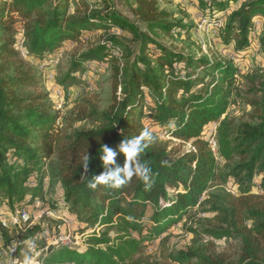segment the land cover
Returning <instances> with one entry per match:
<instances>
[{
  "label": "trees",
  "instance_id": "16d2710c",
  "mask_svg": "<svg viewBox=\"0 0 264 264\" xmlns=\"http://www.w3.org/2000/svg\"><path fill=\"white\" fill-rule=\"evenodd\" d=\"M129 1L135 21L112 0H0V210L47 201L46 187L57 182L61 195L52 206L63 198L60 214L95 229L85 235V251L58 246L45 264H141L135 257L146 244L199 211L214 216L216 224L189 229L197 240H237L235 264H264V79L249 76L245 92L256 124L237 123L228 115L230 103L241 93V66L255 48V21L264 22V0H192L209 24L222 21L214 27L215 38L225 50L234 46L233 59L163 45L160 38L182 35L187 27L161 10L158 0ZM114 29L130 35L129 43L111 34ZM21 31L27 60L46 68L67 43L100 34L97 43L72 58L59 83L72 87L110 70L113 105L105 112L90 104L74 111L75 122L92 121L97 127L69 133L58 127L60 116L49 95L38 89L41 77L25 66L16 49ZM259 43L264 57V29ZM116 49L123 52L121 60ZM92 65L98 68L94 75ZM215 123L220 162L207 141ZM144 128L156 137L142 157L153 170L152 187L146 190L133 177L120 189H91L89 179L104 172L101 145L117 149ZM164 135L188 148L171 147ZM86 153L87 174L82 168ZM124 160L118 155V164L123 166ZM163 160L169 166H162ZM219 181L240 190L236 196L210 194ZM256 185L261 193H254ZM204 195L208 199L201 201ZM40 232L38 225L27 231L18 252ZM0 236L6 244L12 240L1 227ZM172 262L228 264L213 244L179 251Z\"/></svg>",
  "mask_w": 264,
  "mask_h": 264
},
{
  "label": "rangeland",
  "instance_id": "374dc122",
  "mask_svg": "<svg viewBox=\"0 0 264 264\" xmlns=\"http://www.w3.org/2000/svg\"><path fill=\"white\" fill-rule=\"evenodd\" d=\"M112 1L118 11L135 21L131 12V7L133 5L132 2H126V0ZM158 1L159 8L161 10L171 13L175 21H182L183 25L187 27L186 32L182 35H176L173 38H160L163 45L170 48H177L179 50H190L191 52H197L198 48H200L202 53L207 55L209 58H213L214 54H216L220 58L223 57L233 59L232 51L234 46H231L229 50H225L217 43L214 33V27H216L215 24H209L207 20L201 17L192 0ZM243 1L246 0H242L241 2ZM239 7L240 4L235 5L232 9L235 10ZM257 21L258 24L261 25L262 33L264 29V22L261 20ZM111 34L122 36L125 44L129 43V40L131 39L130 35H123L120 30L114 29L111 31ZM260 36L257 38H260ZM100 39V34H95L89 40H85L81 43H67L64 46L66 49L64 58L59 65L56 67L50 65L48 67V69L52 70L55 74L54 85H60V79L68 71L72 58L86 51L91 43H97ZM255 42L256 39L254 40V43ZM254 49H251L249 52V57L246 62L242 64L241 73L238 75L237 89L241 91V93L230 103L228 108L229 117L234 119L237 123L256 124V121L252 119L253 109L245 102V92L250 86L248 81L249 76L255 75L258 78L264 79V57H262L261 52L259 54L255 53ZM21 57L23 58L25 66L31 67L32 70L41 77V82L39 84L40 88L38 89L49 95V100L53 105L55 113L60 116L58 127L62 128L65 132L69 133L73 130H87L97 127V125L92 121L75 122L74 111H76L79 107L90 104L93 105L99 112H105L113 105V79L110 70L101 73L99 76L96 74L95 79L91 77L88 81H80L72 87H68L67 85L63 86L66 95L58 99L51 95L50 92L52 91V85L46 80L40 66L35 65L33 61L27 60V58L22 55ZM28 90L31 91L32 88H29ZM164 138L165 140L170 141L168 135H164ZM175 145L179 144L170 141L171 147ZM179 146L182 151L188 148L187 145ZM220 171H224L222 166ZM47 181H49L48 176ZM227 189V185L219 181L210 189L209 193L222 195L228 193ZM234 189L235 193L240 190L239 186ZM60 195L57 182H51L50 188L46 193L48 200L41 201L53 205L57 203L58 196ZM207 199V197L203 196L201 201ZM59 200H61V198ZM209 205L210 204H207L206 207ZM71 219L74 222L73 231L75 237H78L77 241L80 245L79 247L82 251H85L88 248V241L85 235L94 231L95 228L91 225L80 223L77 218ZM214 224H216L214 216L211 215L204 217L200 211L194 213L189 220H185L171 228L163 238L146 244L142 252L137 255L135 259L140 260L141 264H174V262H172V256L177 254L179 251H186L189 247H208L213 244L216 252L223 254L227 258L228 264H235L240 255L239 241L231 239L220 242L215 241L211 237H202L197 240L194 235L189 232V229H195L197 227L205 228ZM58 226V223H44L42 231L36 239H34L37 251H42L50 246H54V250L58 247L55 241L62 232L58 229ZM23 229L25 230L26 228ZM26 233V231H13L11 234V241H14L15 245H19L22 242V238L26 236ZM18 256L22 261H24L25 256H30L33 260V254L30 253L26 247H23L21 251L18 252Z\"/></svg>",
  "mask_w": 264,
  "mask_h": 264
},
{
  "label": "built area",
  "instance_id": "2783aa9c",
  "mask_svg": "<svg viewBox=\"0 0 264 264\" xmlns=\"http://www.w3.org/2000/svg\"><path fill=\"white\" fill-rule=\"evenodd\" d=\"M89 3V2H88ZM90 8L93 9V5L90 4ZM222 25V21H218L215 26L220 27ZM255 39L256 42L254 43L255 46V53L259 54L261 52V46L259 43V37L261 34V25L258 24V21H255ZM21 36L17 40L16 49L17 51L23 56L26 57V50H25V39ZM66 49L63 48L60 53H58L57 57L54 59L51 65L54 67L58 66L59 63L64 58ZM116 56L119 60L122 59L123 52L121 49H116ZM41 71L44 73L46 80L52 85V91L50 92L52 96L55 98H60L66 95L65 89L59 85H54L55 83V74L52 70H49L46 67L40 66ZM91 73L94 75L98 72V68L94 65L91 67ZM238 79V76H237ZM120 94V90H119ZM219 123L213 124L210 129L207 131V141L211 151L213 152L214 156L216 157L217 161L220 162L218 158V143H217V129ZM49 187H46L48 191ZM254 193H261L262 188L260 185H256L253 189ZM227 192L236 196L237 192L235 193V189H227ZM205 197V195H204ZM64 205V199L61 198L58 204L54 208L52 205L44 203L41 199H37L33 204L26 206L23 209H16L14 211H10L7 208L0 210V227L1 229L8 231L10 236L13 231H29L34 226L38 225L41 227V231L43 229L44 223H58V229L61 232L59 237L56 239L55 243L57 246H64L68 249L75 250L77 252H82L81 248L79 247L78 237H75L73 231V220L69 217H65L59 213L60 206ZM23 228H26L25 230ZM45 228V227H44ZM38 233L33 239L39 235ZM29 241V240H27ZM26 242V241H25ZM24 242V247L33 254L32 264H45V259L49 256L48 249L49 247L45 248L42 251H37L35 246L29 247ZM18 248L19 245H15L14 241H11L9 244H6L3 236H0V264H24V261L18 256Z\"/></svg>",
  "mask_w": 264,
  "mask_h": 264
},
{
  "label": "clouds",
  "instance_id": "9594fccd",
  "mask_svg": "<svg viewBox=\"0 0 264 264\" xmlns=\"http://www.w3.org/2000/svg\"><path fill=\"white\" fill-rule=\"evenodd\" d=\"M156 137L149 128H144L138 135L126 138L121 141L117 149L109 147L107 144L101 145L102 161L104 172L98 176H93L88 181L91 189H97L103 185L112 189H120L132 181L133 177L142 181L145 189L148 190L154 183V174L151 166L142 159L146 150L154 142ZM125 157L124 164L117 163L118 155ZM90 157L88 153L82 157V168L84 173L89 171ZM164 167L169 166V161H161ZM84 177H87L85 175ZM30 248L35 246L34 240L25 242ZM24 264H32V258L25 256Z\"/></svg>",
  "mask_w": 264,
  "mask_h": 264
},
{
  "label": "water",
  "instance_id": "95a60500",
  "mask_svg": "<svg viewBox=\"0 0 264 264\" xmlns=\"http://www.w3.org/2000/svg\"><path fill=\"white\" fill-rule=\"evenodd\" d=\"M54 251V246H50L48 249V254L50 255Z\"/></svg>",
  "mask_w": 264,
  "mask_h": 264
},
{
  "label": "crops",
  "instance_id": "0c3cea01",
  "mask_svg": "<svg viewBox=\"0 0 264 264\" xmlns=\"http://www.w3.org/2000/svg\"><path fill=\"white\" fill-rule=\"evenodd\" d=\"M70 43V42H69Z\"/></svg>",
  "mask_w": 264,
  "mask_h": 264
}]
</instances>
